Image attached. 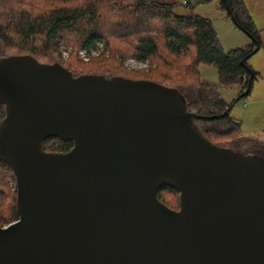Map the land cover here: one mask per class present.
Wrapping results in <instances>:
<instances>
[{
  "label": "water",
  "instance_id": "water-1",
  "mask_svg": "<svg viewBox=\"0 0 264 264\" xmlns=\"http://www.w3.org/2000/svg\"><path fill=\"white\" fill-rule=\"evenodd\" d=\"M258 47L239 61L245 90L214 116L147 79L1 58L0 161L18 219L0 227V264H264V158L211 143L194 121L250 93ZM49 138L72 147L46 152ZM164 187L178 209L157 198Z\"/></svg>",
  "mask_w": 264,
  "mask_h": 264
},
{
  "label": "trees",
  "instance_id": "trees-1",
  "mask_svg": "<svg viewBox=\"0 0 264 264\" xmlns=\"http://www.w3.org/2000/svg\"><path fill=\"white\" fill-rule=\"evenodd\" d=\"M2 1L0 0V7H2ZM51 1L54 2L47 3L48 7L43 11L35 12L29 8H17L0 13V59L26 55L40 63L61 65L58 62H42L35 54L40 53L41 50L56 48L61 42V34L65 31L76 36L80 35L83 48L94 47L96 43L103 40L109 47L113 46L114 52L121 58L136 56L139 61H152L156 63V66H159L161 57L165 55L175 63L173 64L175 75L173 77L163 75L162 79H147V81L177 89L185 98L187 111L200 116L221 115L230 104L225 103L216 89V85L207 83L200 77L198 66L215 67L220 86L225 88L243 86L240 91L242 93L247 85L249 75L239 61L253 51L255 41L260 47L258 31L242 0H219L222 9L227 7L239 27L252 38L251 46L229 52L222 50L210 21L192 12L194 8L190 2L182 5L176 1L168 0H131L127 3L122 0H113V8H117V16L113 23H110V29L106 32L103 30L102 24L96 21L97 11L93 5L72 7L65 6L57 0ZM182 10L186 14H180ZM151 26H158V29L153 32L150 30ZM12 36L21 41L18 44L20 51L25 52L5 56L3 53L8 46V39ZM38 44L41 45L40 48ZM182 64L187 68L186 73L180 66ZM63 67L71 72L68 66ZM85 74L113 77V75L96 72H82L78 75L72 73L74 77ZM185 87H189L188 94L182 91ZM3 110L4 107L0 105V122L5 116ZM194 121L203 135L219 147L238 150L236 147L226 146L223 141H232V137L247 140L239 135V123L228 115L216 120L195 119ZM261 145L262 147L259 149L263 150L264 144ZM70 147H72L71 142L61 141L57 138H49L43 143V149L46 152L65 153L71 149ZM252 154L262 157L254 151ZM0 167L6 169L13 181L15 180L11 169L2 161H0ZM13 198L16 202L15 193ZM162 203L164 204V202ZM15 206L16 203L10 210L11 215L8 219L12 222L18 219Z\"/></svg>",
  "mask_w": 264,
  "mask_h": 264
},
{
  "label": "rangeland",
  "instance_id": "rangeland-1",
  "mask_svg": "<svg viewBox=\"0 0 264 264\" xmlns=\"http://www.w3.org/2000/svg\"><path fill=\"white\" fill-rule=\"evenodd\" d=\"M65 6H86L93 5L97 11V22L102 24L103 30L106 32L110 29V23H113L117 16V8L114 7L113 0H57ZM104 1V2H103ZM127 3L131 0H122ZM176 1L183 4L182 1L190 2L193 6V13L201 17L209 19L212 24L221 47L225 52L231 50L246 48L251 46L252 39L240 30L232 21L229 13L222 9L219 0H168ZM243 4L254 23L260 38V47L247 61L248 67L255 73L252 81L250 93L240 101L234 103L228 116L239 123V135L241 138L251 140L245 141L232 137V141L224 140L223 144L230 146L241 154H252L257 152L262 158L263 150L259 149L264 144V0H242ZM53 3L51 0H3L0 7V13L14 10L17 8H29L32 11H43L48 7L47 3ZM186 14L184 10L180 14ZM158 26H151L150 30L155 32ZM61 42L56 48L41 50L36 53V57L42 62H58L61 66H68L75 75L82 72H96L108 75L120 76L134 79L159 80L163 75H175L174 61L167 56H162L159 66L152 61H139L136 56L121 58L113 50V46H108L106 42L99 41L94 47L83 48L82 38L70 32H63ZM80 36V38H79ZM159 40V39H158ZM21 41L12 36L8 39V46L5 48L3 55H11L21 53ZM38 43V42H37ZM36 44V43H35ZM249 45V46H248ZM41 45L38 44L40 48ZM111 53H110V50ZM106 48V49H105ZM109 52V53H108ZM129 55V54H128ZM127 55V56H128ZM53 64V63H52ZM184 73L187 68L184 64L180 65ZM94 71H91L93 70ZM190 70V68H189ZM200 77L207 83L217 86V90L225 103L231 104L241 93L243 86L223 87L219 85L217 69L209 65L198 66ZM133 80V79H132ZM165 86V85H164ZM190 87V86H189ZM185 87L182 91L188 94L189 91ZM237 136V135H235ZM228 141V142H227ZM244 142V143H243ZM261 143V144H259ZM249 152V153H247ZM15 180L13 181L8 171L0 167V227H5L12 222L8 220L11 215L10 210L15 205L14 201ZM178 193L167 187L158 191V196L164 205L170 209L176 210L179 207ZM159 200V201H160ZM160 201V202H161ZM11 222V223H10Z\"/></svg>",
  "mask_w": 264,
  "mask_h": 264
},
{
  "label": "built area",
  "instance_id": "built-area-1",
  "mask_svg": "<svg viewBox=\"0 0 264 264\" xmlns=\"http://www.w3.org/2000/svg\"><path fill=\"white\" fill-rule=\"evenodd\" d=\"M183 4H187V1H182Z\"/></svg>",
  "mask_w": 264,
  "mask_h": 264
},
{
  "label": "crops",
  "instance_id": "crops-1",
  "mask_svg": "<svg viewBox=\"0 0 264 264\" xmlns=\"http://www.w3.org/2000/svg\"><path fill=\"white\" fill-rule=\"evenodd\" d=\"M209 20V19H208ZM210 21V20H209ZM211 22V21H210ZM249 46V45H248ZM223 49V48H222Z\"/></svg>",
  "mask_w": 264,
  "mask_h": 264
}]
</instances>
